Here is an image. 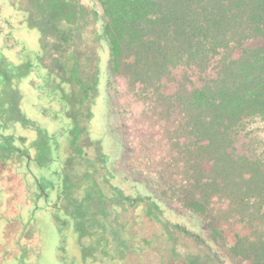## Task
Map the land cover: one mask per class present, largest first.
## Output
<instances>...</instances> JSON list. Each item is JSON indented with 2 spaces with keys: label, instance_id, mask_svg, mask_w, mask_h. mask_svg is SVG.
<instances>
[{
  "label": "rangeland",
  "instance_id": "1",
  "mask_svg": "<svg viewBox=\"0 0 264 264\" xmlns=\"http://www.w3.org/2000/svg\"><path fill=\"white\" fill-rule=\"evenodd\" d=\"M8 1L0 0V264L249 263L229 256V248L238 245L244 256L264 240V121L246 119L235 132L226 151L229 164L213 167L198 160L191 156L195 136L189 120L178 107L167 115L164 101L150 102L124 78L107 83V56L95 36L99 24L88 0H17L25 19L21 12L10 16L4 10ZM10 22L20 29L13 31ZM99 56L104 64L98 119L85 128L74 112L67 124L58 114L57 94H51L55 80L66 79L61 82L67 94L72 80L81 93L77 59L80 78L87 81ZM217 59L202 75L182 66L173 75L186 74L201 85L214 76ZM175 85L169 82L166 88L172 92ZM66 93L62 101L68 105ZM74 101L79 105L82 96ZM100 126L105 127L111 182L127 194L149 196L167 219L185 223L204 242L178 231L170 241L162 227L151 229L143 216L133 218L132 210L114 212L101 180L100 147L92 145ZM70 140L75 151H69ZM23 154L30 162H22ZM45 162L47 168L40 165ZM255 167L263 176L249 182ZM184 193L203 197L204 215L178 202ZM212 225L219 232L215 241ZM107 243L110 254L99 260ZM137 249L139 254L132 252Z\"/></svg>",
  "mask_w": 264,
  "mask_h": 264
},
{
  "label": "trees",
  "instance_id": "2",
  "mask_svg": "<svg viewBox=\"0 0 264 264\" xmlns=\"http://www.w3.org/2000/svg\"><path fill=\"white\" fill-rule=\"evenodd\" d=\"M88 1L94 8V17L99 24L95 36L100 49L104 46L107 56V83L110 84L116 77L124 78L129 85L138 86L141 91L146 92V98L150 102L164 101L162 105L167 115L171 108L178 107L185 118H188L189 122L186 124L190 125L195 136L191 156L198 160L206 159L209 163L212 162L213 167L223 162L229 164L232 157L226 151L234 142L235 132L244 125L246 119L259 117L264 121V0ZM8 3L9 6H4V10L10 16L17 12L25 15L17 0H9ZM25 18L28 17L25 15L21 19ZM9 25L15 32V28L20 29L18 23L10 22ZM26 25L30 27L29 23ZM215 56L218 59L214 76L202 80L201 85H195L194 82L192 84L186 74L180 79L173 75V71L181 66L195 76L202 75L208 71ZM102 63L100 56L97 57L92 79L83 81L77 59V87L81 91L79 95L72 80L67 84L68 94L65 84L61 82L64 78L55 80L56 92L51 94H57L58 114H63L67 124L74 121V112L77 116L75 120L83 123L85 128L98 119L96 113L102 97ZM169 82L176 83L172 92L166 88ZM65 93L68 95V105L62 101ZM76 96L78 101L82 96L79 105L74 104ZM65 110L67 116L64 115ZM29 125L27 123L26 127ZM104 128L100 126L97 140L92 145L100 147L98 166L102 174L101 180L108 197L114 201L110 203L114 212L122 208L132 210L133 218L143 216L151 229L154 224L162 227L164 236L170 241L171 233L178 231L185 235H195L196 241L204 242L200 233L188 231L185 223L167 219L162 209L149 196L127 194L111 182L112 174L107 167L109 157L103 148ZM72 143L70 140V152L75 151V142ZM22 156L23 163L30 162L31 157L27 154ZM40 165L48 167L46 162ZM45 168L40 169V174H44ZM255 168L248 175L249 182L258 180L257 176H263L258 167ZM202 198L184 193L177 200L186 209L204 215L207 207ZM210 235L214 241L219 238L214 225L210 228ZM109 244L99 250V260L106 253L110 254ZM141 250L132 252L139 254ZM210 253L216 254L213 249ZM245 254L243 256L239 252L238 245L229 248V256L250 259L247 264H264V240L256 250L252 249ZM218 261L219 264H225Z\"/></svg>",
  "mask_w": 264,
  "mask_h": 264
}]
</instances>
